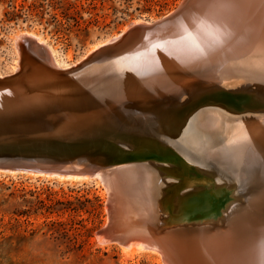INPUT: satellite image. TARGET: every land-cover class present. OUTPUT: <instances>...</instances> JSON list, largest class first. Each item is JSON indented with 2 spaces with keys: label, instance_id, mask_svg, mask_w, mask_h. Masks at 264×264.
Returning <instances> with one entry per match:
<instances>
[{
  "label": "bare ground",
  "instance_id": "6f19581e",
  "mask_svg": "<svg viewBox=\"0 0 264 264\" xmlns=\"http://www.w3.org/2000/svg\"><path fill=\"white\" fill-rule=\"evenodd\" d=\"M213 6L215 7H212L210 12L203 17H199L196 14L191 18L193 23L196 20L202 24H198L195 27L198 34L193 32L195 30L186 33L181 31V29L192 24L190 17L194 14L183 15L182 18L177 16L169 22L172 24L171 27L165 24L162 26L161 31L153 35L144 32L138 37L132 36V38H128V36L121 44L102 52L100 63L82 68V70H85V74L84 77L81 74V82L83 84L85 81L84 83L87 85L96 83L100 86L98 89L102 94L104 93L101 92L102 89H105L107 92L111 91V94L106 95V98L109 97L106 100L108 102L101 101L92 106V108L67 106L53 113V116L59 128L72 133H77L80 130L84 133L87 132L88 124L96 128L115 127L123 130L127 129L130 124L138 122L139 127L145 130L144 133L156 137L160 142L158 146H151L152 144L142 145L140 142L137 146H134L127 143V141L119 140L118 144L126 153H128V150L135 149L136 147L137 149L141 148L138 157L153 153H158V156L159 153H162V156L165 157L169 148L177 153V149L179 150L183 146L193 152L192 157L194 154V157L198 158V163L205 161L207 156H211V158L213 156L214 159H210V162L215 164L217 168L222 169L221 175L223 173L226 174V170H228L231 172L232 179L235 176L237 182L241 186H245L243 193H248L247 197L244 198L247 208L241 209L235 215L236 217L234 216L230 221L228 227L231 232L230 234L228 232L227 236L221 233L215 237L211 235L206 236L207 231L203 233L205 231H202L203 227L194 225L191 228L196 230L194 232L195 235L193 234L194 236L188 239V241H183L180 236L181 231L178 234V228L172 226L165 228V241H168L172 245L178 256L177 259L182 264H264V121L259 122L238 118V113L236 114L237 117H234V113L231 115L229 113V119L224 120L225 118L222 119L218 112L203 111L202 115L199 114V120H201L200 128H198L199 130L194 129V133H192L193 137L189 140L192 145L186 146L171 134L175 132L176 128L181 127L178 124L180 121L178 122L177 120L179 117L176 118L174 115L181 109V106L165 105L167 107L164 108V106H158L153 103L162 100L167 102L168 100H173V102L194 101L195 103L197 101L200 102L203 98V100H208L205 99L207 97H211L212 99L218 98V94L223 92L220 86L216 85L217 87H213V82L217 84L222 81L220 80L221 76L218 75H216L215 79L201 81L196 85L192 83L189 86H177L182 81L190 78L204 80L218 71L219 73L220 71L230 73L236 65L252 64L251 66L247 65L246 67L248 68L254 67L253 64L255 63L264 65V33H259L264 31V0H226L222 4L218 3ZM123 30L124 28L121 31ZM165 30L167 31L165 32ZM244 30L249 32L246 34H250V36L246 39H241V36L237 35V33ZM256 33L259 34L257 35ZM22 36H24L22 33L14 36L16 40L15 48L19 57L16 61L17 65L14 66L15 70L12 71L13 73H16L18 68L21 69L22 73L24 72V65L19 66L21 53L19 52L18 45L20 43L19 39H22ZM27 36L33 37L37 42L45 44L40 35L28 33ZM239 40H243L244 42H240L239 44ZM97 45L98 43L93 45L90 51ZM239 45L241 47H238ZM47 48L49 49V53L46 55H41L39 52L34 53L35 60L29 65L30 68L21 81H13L9 87V84H6L9 82H5L3 78L7 74L0 75L1 110L9 111L12 108L23 107L22 105L26 103L34 104L33 106L39 105L41 107L37 106V108L44 109L47 106L42 105H46L47 102L59 97L69 99V92L75 91V88H70L69 83L63 80L66 78V74L58 75L56 73L61 74L59 71L68 70L72 66L57 58L48 45ZM23 50L24 53L25 51L28 53L26 48H23ZM31 56L33 57V55ZM236 68L241 69V67ZM61 77L63 78L62 80H60ZM88 81H92V83ZM210 89L216 92H212L209 95L206 91ZM124 99L125 101L122 102ZM139 101L141 103L142 101L147 102L140 104ZM230 107L228 109L234 111L235 108ZM162 112L168 115L165 116ZM194 128H197V126ZM201 135L210 140L215 148L219 147V150H215L214 148V150L206 153V156H201L195 151V148L199 151L200 149L205 151L204 148H201L203 145L197 142V138ZM173 160L170 158L167 161H161L157 158L156 160H141L139 162H118L116 165L105 170L103 182L106 184L107 190H110L113 206H115L113 208V219L120 222V226L123 228L127 227L135 231V236H145L141 231L145 227V222L148 219L157 221L160 213L162 217L163 215H168V223L171 222L169 225L180 223V221L188 224V222H193L187 220L188 218L192 219L193 217L191 216L209 211L201 208L209 206L211 210H215L216 206H218L217 201L211 202L212 206H210L208 198L203 206H200L198 203L191 205L192 201L191 197L188 198V193L181 192V197H177L176 201L174 200L175 207L181 206L185 201V206L189 211L185 210V213L183 210L180 212L176 209L175 211L178 214L175 217H169V212L174 214V211L165 207V199L171 192L166 191V188L172 189L174 184L176 185L181 180L177 177L176 181L170 183V180L173 181V177L175 176L165 178L166 175L172 176L168 170L171 167H176ZM122 165H137L136 169L133 170L138 176L137 180H134V172H131L133 167H131V171L125 173L127 180H130L132 177L131 182H127L129 184L127 186L125 184L121 185L120 179L118 178V180L113 173L115 167ZM147 167L152 169L151 173H149ZM157 167L168 170L167 172H160ZM125 170L127 169L125 168ZM100 173H98V176ZM150 178L157 185V191L154 194L155 198L152 197L153 200L149 198L148 191L144 185L150 182ZM189 179L196 180L195 178ZM136 181L142 182L143 186L141 184L140 186L143 188L136 185ZM226 193L227 196H225L222 203L232 195L233 190H231V193ZM189 199L190 201H188ZM212 200L213 198H211ZM198 202L202 203L199 200ZM124 208L126 211H124ZM191 210V213H187ZM218 210L221 212V208H218ZM129 213L138 217L142 224L135 223L134 218L130 217ZM188 214H191V216ZM212 215L210 214V216L208 215L203 218L204 220L210 219ZM201 219L198 218L196 220ZM199 223L193 222V224ZM133 224L138 225L137 230H133L135 229L132 227ZM192 232L190 231V233ZM188 237L186 236L185 238ZM115 240L121 242L120 246L123 247L122 249L126 255L137 254L141 251H153L161 255L155 247L149 246L137 237H131L125 242L120 239H114L113 241Z\"/></svg>",
  "mask_w": 264,
  "mask_h": 264
},
{
  "label": "rangeland",
  "instance_id": "374dc122",
  "mask_svg": "<svg viewBox=\"0 0 264 264\" xmlns=\"http://www.w3.org/2000/svg\"><path fill=\"white\" fill-rule=\"evenodd\" d=\"M68 1H76L81 5L77 24L71 19L64 20L63 9L59 7L57 0H0V75L14 71V66L17 65L16 61L19 55L13 40L14 34L27 32L40 35L45 44L53 50L55 56L71 66L87 55L93 45L120 32L129 21L136 19L153 21L174 10L181 2V0ZM247 65H236L235 68L241 67V69L236 68L235 70L234 68L232 72H227L228 74L218 71L204 80L190 78L182 81L177 87L189 86L192 83L196 85L201 81L215 79L216 75L221 76L220 80L234 77L236 83L232 86L215 84L214 86H220L223 92L218 94V98L212 99L213 101L200 100L207 105L200 111H197V103L194 101L173 102V100H168L167 102L162 100L153 102L158 106H164V108L167 107L165 105L181 106V109L177 111V113L181 111L179 115L174 114L176 118L179 117L177 120L180 121L178 124L181 126L180 129L176 128L175 132L171 133L174 138H178L177 140L184 143L183 145H192L189 140L193 137L194 129L200 128L199 114L202 115L203 111L218 112L222 119L225 118L224 120L229 119V113L230 115L234 113V117L264 121V65L255 63L252 68L246 67ZM139 102L145 104L147 101ZM230 106L235 108L234 111L228 109ZM236 110L238 111L235 112ZM162 113L165 116L168 115ZM195 126L197 128H194ZM197 142L203 145L201 148L205 149V151L201 149L199 151L195 148V151L201 156H206V153L215 148L205 136H199ZM218 148L216 147L215 150H219ZM180 149H177V153L180 151L179 154L186 161L189 160L188 163L190 162L189 165L195 169V173L211 180L209 182L208 180L185 179L188 186L182 190V193L187 192L191 201L200 206L204 205L207 198L210 202L211 197L206 193L209 188L215 195H221L224 192L231 193V190L233 193L225 203L226 210H221V212L217 210L210 219L202 218L193 221L200 222L199 224L188 222V224L176 225L178 234L181 231L182 240L188 241L196 232L191 227L200 225L201 228L203 227L202 231L205 230L203 233L207 231L206 236L215 237L220 233L227 236L228 232L229 234L231 232L228 227L230 221L241 209L247 208L244 198L248 193H243L245 186H241L235 176H232V179L231 172L228 170H226V174L221 175L222 169L210 162V159H214L213 156L212 158L207 156L208 160L205 159L198 163V158L194 157V154L192 157L193 152L187 147L183 146ZM246 154L244 155L246 156ZM131 167L133 168L131 169ZM136 167L137 165H122L115 167L113 173L117 179L121 180L118 179L121 185L127 186L129 185L127 182H131L132 177L127 180L125 173L132 170L131 172H134L135 175H133L134 180H137L138 176L133 171ZM147 169L151 173L152 169L149 167ZM170 177L173 176L166 175L165 178ZM173 178L174 180H170V183L176 181L177 177ZM207 182V185H202ZM141 183L136 181L138 186ZM155 184L151 178L148 184H144L150 199L155 198L154 194L157 191ZM107 196V188L99 178L66 179L36 176L23 172H0V264H164L161 255L153 251H141L137 254L126 255L123 247L120 246V241L108 242L104 241L101 236H96V231L107 221ZM194 197L196 199L192 200ZM198 200L202 203H199ZM210 206H212L211 202ZM210 208L208 206L201 209L209 210ZM175 213L178 214L177 211ZM134 214L136 213L134 212ZM163 217L165 218L164 215ZM163 217L160 213L158 218L163 219ZM166 218L168 222V215ZM147 221H151V219ZM185 225L186 227H184ZM217 228L219 229L217 230ZM225 230L227 231L225 232ZM190 231L193 232L190 233ZM186 236L189 237L185 238Z\"/></svg>",
  "mask_w": 264,
  "mask_h": 264
},
{
  "label": "water",
  "instance_id": "95a60500",
  "mask_svg": "<svg viewBox=\"0 0 264 264\" xmlns=\"http://www.w3.org/2000/svg\"><path fill=\"white\" fill-rule=\"evenodd\" d=\"M226 0H181L179 5L172 10L171 12L159 17L153 21H145L142 19H136L129 21L123 31L118 32L116 35L108 37L101 43H99L93 50L89 51L87 55H85L82 59L77 61L74 65H71L68 70H61L58 75L66 74V78L63 79L61 77L60 80H66L65 82L69 83L70 88H75V91L69 92V99H64L59 97L57 99L51 100L47 102L46 108H37L41 107L39 105L26 103L22 105L23 107H18L16 109L12 108V110H1L0 109V172L6 173H30L36 176H45V177H58V178H99L101 181L103 180V175L105 176V170L113 165H116L118 162H127V161H141V160H156L159 158L161 161H167L168 159H174V163L176 167H171L168 169H161L160 171L167 172V170L172 174V176L178 177L181 180L171 188H166V191H171L168 197L165 199V207L174 211V214L169 212V217H175V210H182L185 212L189 211L184 203L175 207L173 204L174 200L177 197H181L180 193L182 190H185L188 185H186L187 178H195L196 181L208 180L204 176H198L195 173V170L189 163L181 157L178 153H175L172 149H168L165 157L162 156V153H153V154H145L143 156H139L141 148L137 147L132 150H128L124 152L123 148L118 144L119 140L122 139L127 141V143L137 146L140 142L143 144H148L151 146L160 145L159 140L152 135H148L145 130L139 127V123L130 124L127 129H118V128H96L93 125L88 124L87 132H82V130L77 131V133H72L68 130H64L59 128L57 125V121L53 116V113L60 111L64 108L75 107V108H92L96 104L106 101V95L111 94V91H106L102 89L100 93L99 87L96 83L92 85H87L86 83L81 82V74L84 77L85 70H82L83 67L91 66L92 64L96 65L100 63L101 53L109 50L112 47L117 46L125 41L126 37L132 38V36L138 37L140 34L144 32H148V34H156L161 31L162 26L165 24L168 27H171L172 24L169 22L176 18H182V16L193 15L190 17H194L196 14L200 16H204L208 14L213 5L218 3H223ZM199 12V13H198ZM192 21V19H191ZM201 24L199 21H192V24L181 31L184 33L193 31L198 34V31L195 27ZM202 25V24H201ZM238 26V25H235ZM190 27V28H189ZM260 29V28H258ZM167 30H165L166 32ZM246 30L238 31L237 35L241 36V39H246L250 36V34ZM261 34L263 32H259ZM259 33H256L257 35ZM19 34V33H18ZM24 36L19 43V52L21 53V57L19 58V66H23L24 72H21V69L18 68L16 73L6 72L4 81L9 82V87L11 83L19 82L26 76L29 65L33 63L35 60L34 53L39 52L44 55L49 53V49L47 45L44 43L37 42L35 38L27 36V32H23ZM255 34V35H256ZM16 34L13 35L14 44L16 47V40L14 38ZM240 38V37H239ZM240 42H244L243 40H239ZM139 43V42H138ZM35 47V48H34ZM238 47H241L239 45ZM23 48H26L28 53L23 52ZM17 50V49H16ZM33 53V54H32ZM33 55V57L31 56ZM209 57V56H206ZM93 65V66H94ZM3 73V74H6ZM91 82L92 81H88ZM220 84L226 86H232L236 83L234 77L226 78V80H222L219 82ZM215 82H213V86ZM216 92L210 89L206 91L210 95V93ZM204 99V98H203ZM202 99V100H203ZM208 100H212V98H205ZM215 101V100H214ZM197 111L206 108L203 102H196ZM21 112V113H20ZM24 112V113H22ZM257 114V113H256ZM162 115V114H161ZM261 115V114H260ZM116 152V154H115ZM163 157V158H161ZM104 170V171H103ZM101 172V173H100ZM187 172V174H186ZM98 173L100 175L98 176ZM87 175V176H86ZM211 182V180H208ZM104 183V182H103ZM207 183H203L202 185H207ZM104 185H106L104 183ZM107 188V187H106ZM108 189V188H107ZM207 194L211 198H213L210 202H216V209H209L207 213L195 214L188 218L189 221H196L198 218L206 217L210 214L216 213L218 208H222L221 210H226V201H224L227 193H222V195H214L211 188L207 189ZM107 200H106V209H107V221L106 223L96 231V236H101L106 241H113L114 239H120L125 242L127 239L131 237H137L142 242L148 244L149 246L155 247L157 251L161 254V259L164 264H182L177 258V254L175 250L172 248V245L165 241V228L176 226L179 224L185 223L184 221H180L182 223H174L169 225L171 222H167V218H157L156 222H145L144 228L141 230L145 236H135V231L131 229L123 228L120 226V222L113 219V214L115 206H113L112 195L110 194V190H107ZM192 199H196L195 197ZM190 201V199L188 200ZM195 202L192 201L191 205H195ZM220 205V206H219ZM124 211L125 208H124ZM220 211V210H219ZM190 212L187 213H191ZM124 213V212H123ZM186 213V212H185ZM130 217L134 218L135 223L142 224L140 219L136 216H133L131 213ZM186 215V214H185ZM133 222V221H131ZM159 222V224H158ZM138 225H132L135 229ZM173 250V251H172Z\"/></svg>",
  "mask_w": 264,
  "mask_h": 264
},
{
  "label": "trees",
  "instance_id": "16d2710c",
  "mask_svg": "<svg viewBox=\"0 0 264 264\" xmlns=\"http://www.w3.org/2000/svg\"><path fill=\"white\" fill-rule=\"evenodd\" d=\"M59 7L63 9V18L66 21L74 20L76 24L79 22L78 18L80 17L81 10L79 7L80 4H77L76 1H68V0H57ZM83 8V7H81Z\"/></svg>",
  "mask_w": 264,
  "mask_h": 264
}]
</instances>
